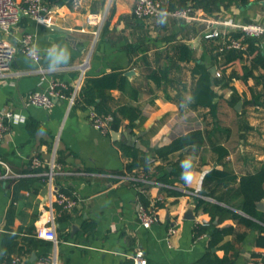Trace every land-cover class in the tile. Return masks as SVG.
Instances as JSON below:
<instances>
[{
    "label": "crops",
    "instance_id": "crops-1",
    "mask_svg": "<svg viewBox=\"0 0 264 264\" xmlns=\"http://www.w3.org/2000/svg\"><path fill=\"white\" fill-rule=\"evenodd\" d=\"M161 1L165 5L178 3V0ZM205 1L207 8L194 9L200 16L264 24V0H247L244 4L240 0ZM44 3L49 8L51 23L69 29V33L22 16L9 38L15 42L24 33H31L40 60L18 51L11 72L21 74L0 79V109H9L17 115L6 123L0 156L12 172L19 174L0 178V264L12 256L32 262L53 252L50 240L33 234L34 227L44 223L48 216L49 181L42 172L52 167V184L58 191L74 194L78 199L72 210L54 206L58 239L54 250L58 264H130V255L136 248L144 251L146 264H201L204 257L223 260L212 264H247L253 252L263 253L264 248L255 244L260 228L245 226L227 214L230 210L250 217L241 210L237 181L264 165V67L252 64L254 54L243 53L242 58L227 64L220 56L214 62L211 44L215 46L217 40L203 38V22L136 18L132 13L134 0H80L77 8L72 7L71 0H44ZM104 12L107 13L103 21H86L87 15ZM180 42L189 45L191 59L178 60L173 54L172 46ZM53 45L67 48L71 57L67 63L50 70L48 50ZM130 45H135L136 50H130ZM256 45L264 58V38L257 39ZM195 61L205 63L208 68L215 65L221 72L220 76L213 75L215 114L208 107L188 106ZM84 62L81 84L86 76L118 67L125 73L131 72L124 90L109 91V104L111 108L139 106L141 114L134 124L129 126L124 117L116 131L135 136L144 149L130 144L126 135L112 139L113 129L102 133L93 127L89 109L76 103L70 106L68 98L58 99L49 109L23 104V98L31 91L46 89L51 81L66 83L63 91L69 95L75 89ZM165 65L169 67L165 80L149 75L150 68ZM245 65H252V74H244ZM259 93L262 94L256 100ZM239 99L242 106L237 110L235 104ZM192 128L205 131V143L199 148L176 150L168 156L166 168L174 170L173 184H136L114 176L125 172L137 174L144 169L139 163L125 170L136 149L152 152L156 144L158 147L168 144L173 137ZM212 145L223 146L225 154L214 151ZM139 151H136L138 158H143ZM32 155L40 159L38 167L32 166ZM185 161H190L187 180L182 179ZM162 165L164 162L156 159L151 166L152 179L157 180L156 176L163 173L158 169ZM212 169L235 176L234 180L224 182L211 180L205 187L207 194H201V198L222 208L220 214L211 221L208 211L196 207V219H184L186 207L191 203L196 206L199 196L193 192H200L203 176ZM168 187L180 193H168ZM140 192L150 201L162 197L157 207L158 218L147 228L137 218L143 205ZM64 212L69 216L67 219H62ZM210 221L205 230L200 228ZM215 227L222 232L221 238L215 246H209Z\"/></svg>",
    "mask_w": 264,
    "mask_h": 264
},
{
    "label": "built area",
    "instance_id": "built-area-1",
    "mask_svg": "<svg viewBox=\"0 0 264 264\" xmlns=\"http://www.w3.org/2000/svg\"><path fill=\"white\" fill-rule=\"evenodd\" d=\"M71 4L73 8H77L80 5V0H71ZM106 13L104 12L100 15L89 14L86 16V21L88 23L103 21ZM132 13L136 18H176L188 23L201 21L205 24L203 37L211 40L216 39L217 47L215 51L220 54L230 49L246 53L247 38H264V24L259 22H238L232 19L207 18L197 14L190 6L168 8L162 4L161 0H134ZM22 16L31 17L45 26H50L51 24L49 8L44 3V0H0V79L6 75L13 74L15 77H18L21 74L18 71L11 72V65L18 51L35 61L40 60L41 54L34 44L33 35L31 33H24L15 42H12L9 38L13 27L16 26ZM85 66L86 62L81 64V73L78 77L75 89L69 95H66L63 91L67 87L66 83L51 81L48 88L31 91L23 98V104L36 105L49 109L56 102L55 99L68 98L71 106L74 104L75 96L81 88ZM215 75L220 76L221 72L216 70ZM16 118L17 115L9 109H0V143L3 141L7 132V121ZM112 118L113 117L110 113L99 115L93 110H89V120L92 126L100 130L102 133L110 132ZM30 161L33 167H38L41 162L36 155H32ZM155 161L156 159L152 157L149 160L150 165L146 169H141L137 174L125 172L114 174V176L122 180H131L136 184L145 183L158 186H169L152 179V172L154 171L151 170V166ZM51 165H53V161ZM0 168L3 169V172L0 173V178L19 176V174L11 171L9 165L1 156ZM42 173L47 175L49 181V190L46 196V210L48 216L44 223H40L34 227V235L38 238L50 240L52 242L53 252L41 255L32 262L25 261L20 256H12L1 264H58L57 254L54 250L58 242L54 206L55 204H58L61 206V209L72 210L76 206L78 199L74 194L58 191L57 187L52 184V176L54 173L53 167L50 168L49 171ZM193 194L199 197L202 196L199 193V190H195ZM156 201L161 202L162 197L157 196L154 200H151L148 205L140 206L137 218L142 227L147 228L157 220ZM170 231L173 232L174 229L171 228ZM130 258V264H146L144 251L140 248H136L130 255ZM247 264H264L263 256H252L247 261Z\"/></svg>",
    "mask_w": 264,
    "mask_h": 264
},
{
    "label": "trees",
    "instance_id": "trees-1",
    "mask_svg": "<svg viewBox=\"0 0 264 264\" xmlns=\"http://www.w3.org/2000/svg\"><path fill=\"white\" fill-rule=\"evenodd\" d=\"M62 1V0H54ZM204 0H178V3L168 2V8H182L186 6H190L193 10L197 7L207 8L208 5L204 2ZM207 1V0H206ZM205 1V2H206ZM242 4L247 2V0H240ZM237 35V34H234ZM204 38V37H203ZM205 40L210 41L209 39L204 38ZM256 38L249 37L246 39L247 41V53L254 54L252 59V64H260L264 67V58L262 54L259 52L256 45ZM217 47V43L215 46L211 44V57L214 62H216V58L224 57L225 63H230L233 60L240 59L243 57V53L241 51L230 49L224 53H218L215 51ZM139 48V47H138ZM130 50H136L135 45H130ZM214 49V50H213ZM173 54L176 56L178 60H189L192 58V52L188 44L184 42L177 43L172 46ZM213 51V52H212ZM244 74L250 75L252 74V65L251 66H243ZM192 73L195 76L193 85L190 89V97L191 101L188 106L196 109L198 107H208L212 114H215L216 104L213 103V98L215 96V91L213 89V81L215 77L211 75L208 71V67H206L205 63L201 61H195L194 66L192 68ZM169 74V67L167 65L163 67H154L149 69V75L151 76H160L162 79H166ZM216 76V75H215ZM128 81V76L124 72V69L121 67L114 68L109 72H105L99 75H91L86 76L83 84L77 95L75 96L74 103L80 104L88 108L89 110H93L99 115H106L110 113L112 115V121L110 124V129L117 130L122 118L128 119V125L132 126L136 119L140 117L141 109L137 104H129V105H121L117 108H111L109 104V91L114 88H118L120 90H124ZM260 94L255 96L256 100L260 98ZM205 131L201 128H192L187 132L177 135L172 138V140L165 145L157 147L153 149L152 152H143L136 149V151L140 152V155L144 157L138 158V153L136 151L133 152V160L126 164L125 170H131L136 167L139 163H141L142 168L146 169L150 163L149 160L154 157L155 159H160L164 162L165 165L159 166L158 169H161L163 173H160L156 176V179L167 184H173L175 178L171 175L174 173V170L168 171L166 166L168 156L179 149L185 147H195L199 148L204 145L206 135ZM126 149V147H124ZM212 149L218 153L225 154L226 150L221 145H212ZM235 176L230 175L228 172L223 170L212 169L205 173L202 180L200 194H207L205 192V187L211 182V180H217L224 182L226 179L234 180ZM168 193L173 192L179 194L180 191L174 190L173 188H166ZM237 191L242 196L241 210L249 215L250 217L244 216L242 214H238L234 211L227 210V214L232 218L237 219L240 223L244 224L248 227H259L260 235L257 236L255 244L258 247L264 248V212L260 211L256 207L257 201L264 198V165H262L256 172L248 173L242 175L237 181ZM140 202L143 205H148L150 200L143 194L139 193ZM156 206H160V202L156 201ZM196 207L203 211H208L211 214V221L214 219L216 214H220L221 207L217 204L210 203L204 200L201 197L196 198ZM69 216L66 212L63 213L62 219H67ZM262 222V224L258 223L255 219ZM208 222L206 226H203L201 229H206L209 224ZM86 224L84 223L85 229ZM216 228V227H215ZM200 231V229H199ZM34 234V229H33ZM219 234L222 232L218 231V229H214L212 233H210V241L209 246H215L217 241L221 238ZM35 236V235H34ZM33 240V239H32ZM262 255L264 259V252H253L252 256ZM222 259H210L208 257H204L200 259L201 264H212L214 262H222Z\"/></svg>",
    "mask_w": 264,
    "mask_h": 264
},
{
    "label": "water",
    "instance_id": "water-1",
    "mask_svg": "<svg viewBox=\"0 0 264 264\" xmlns=\"http://www.w3.org/2000/svg\"><path fill=\"white\" fill-rule=\"evenodd\" d=\"M50 27L55 29V30H57V31L63 32V33H67V34L69 33V29L60 27V26H58L56 24H52L51 23ZM208 71L211 73V75H215L216 66L212 65L211 67L208 68ZM130 73L131 72H127L126 74L130 75ZM55 101H57V99H55ZM241 106H242V99H239L236 102V104H235V109L240 110ZM110 133H111L112 139H114V140L120 139V138L123 137V135H126L127 136V141L130 144L134 145L137 148L144 149V145H142L141 142L138 139H136V137L133 136V135H129L126 132H119V131H116V130H112ZM155 147L157 148L158 144H156ZM256 206H257L258 209L264 210V199H261V200L257 201ZM195 208H196L195 204H192V203L189 204L186 207L185 211L183 212L182 217L184 219H196Z\"/></svg>",
    "mask_w": 264,
    "mask_h": 264
},
{
    "label": "clouds",
    "instance_id": "clouds-1",
    "mask_svg": "<svg viewBox=\"0 0 264 264\" xmlns=\"http://www.w3.org/2000/svg\"><path fill=\"white\" fill-rule=\"evenodd\" d=\"M70 57L71 53L67 48L53 45V47L48 50L49 69L54 70L61 64L67 63ZM182 167L186 170L185 174L182 175V179L187 180L189 178L187 170L190 168V161L183 162Z\"/></svg>",
    "mask_w": 264,
    "mask_h": 264
}]
</instances>
